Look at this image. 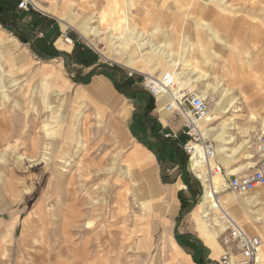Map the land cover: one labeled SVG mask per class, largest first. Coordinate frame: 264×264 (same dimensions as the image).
Wrapping results in <instances>:
<instances>
[{
    "label": "rangeland",
    "instance_id": "1",
    "mask_svg": "<svg viewBox=\"0 0 264 264\" xmlns=\"http://www.w3.org/2000/svg\"><path fill=\"white\" fill-rule=\"evenodd\" d=\"M16 1L17 11L12 0L3 2L8 27L0 24V264H56L59 257L64 264H99L102 251L110 264H174L163 246L165 228L174 241L178 231L195 233V223L188 215L176 225L170 222L177 197L160 175L171 168L182 177L191 173L199 183L201 203L206 176L198 179L189 162L207 174L208 168L204 158L195 164L182 147L187 140L183 117L171 114L163 121L156 99L143 87L144 76L159 74L157 63L149 64L151 73L138 72L133 69L142 61L130 69L121 56L126 60L137 54V59L150 51L162 56L176 74L169 92L185 108L188 94L198 90H205L208 99L221 97L223 105L231 101L211 123H224L231 139L227 150L211 158L209 168H214L212 162L221 164L219 174L212 173L215 191L222 187L218 198L248 197L224 186L230 168L249 170L257 158L256 139L264 121V0H34L48 9L45 12L27 0L22 14ZM41 12L54 17L46 32L45 22L34 27V15ZM83 29H91L93 46ZM55 31L58 35L52 37ZM19 33L31 36L32 42H21ZM58 39L69 48L60 47ZM7 45L16 49L9 51ZM104 50L115 59L102 56ZM20 52H25V60ZM96 78L108 82L127 112L91 90ZM139 132L144 134L137 137ZM172 132L176 140L164 135ZM204 137L217 144L211 134ZM136 139L149 148L150 164L135 163L130 156ZM235 147L232 156L227 155ZM98 164L104 176L85 181ZM126 165L130 169L120 171ZM155 185L164 192L170 189L172 196L160 197ZM74 188L75 196L93 209L79 227L90 233H79L72 219H65L66 193ZM192 189L194 185L187 191ZM251 208L263 213L247 215L240 206H231L228 214L261 236L264 264V201ZM212 215L209 211L207 224L221 241L225 232L217 219L210 221ZM68 229L73 244L65 241ZM88 234L89 253L84 248ZM188 260L182 264H198Z\"/></svg>",
    "mask_w": 264,
    "mask_h": 264
},
{
    "label": "crops",
    "instance_id": "2",
    "mask_svg": "<svg viewBox=\"0 0 264 264\" xmlns=\"http://www.w3.org/2000/svg\"><path fill=\"white\" fill-rule=\"evenodd\" d=\"M8 1L9 0H4V1L1 0L2 4H3V2H8ZM31 1L38 10H41L44 12L48 10L47 8H43V6L40 5L39 3H37L36 1H34V0H31ZM16 3H17L16 0H12V5L15 8L17 5ZM14 10L17 11V8ZM18 10H19V8H18ZM22 10L23 9H20L17 13L18 14L24 13ZM42 14L45 15L42 12L41 13H35L34 18H33L34 22H35L34 27L35 26L37 27V25H39V23H41V22H43V23L45 22V24L47 26L44 30L46 32L50 27H52L54 25L55 21L53 20V18H54L53 16L52 17L48 16L49 17L48 18V17L43 16ZM3 15H4V13H3ZM59 19L66 26H69L67 21L63 20L62 16ZM69 20L71 22H74V20H71V19H69ZM119 23H120V21H119ZM28 25H30V23ZM58 32L59 31H55V33L52 34V37H56L58 35ZM82 32H83L84 38L86 39L87 43L90 44L91 46H93V44L91 43V41L88 38V35L91 32V29H88V30L83 29ZM110 36H115V35L110 34ZM24 38L27 39V41L23 42V43H30L33 40V38L31 36H27V35L24 36ZM46 38H49V37L47 36ZM115 38H117V36H115ZM58 45L60 47L69 48V46L65 45L63 42H61L60 39H58ZM6 48L9 51L15 50L16 45L15 46L14 45L13 46L7 45ZM20 53H22L21 59L25 60V58H24L25 52H24V54H23V52H20ZM102 53L100 52V54H102V56H104L107 59H115V57L112 54L110 55V53L105 51V50L102 51ZM137 56H138L137 54H135L133 56L130 55L129 58H127L125 60L124 55H122L120 60L123 62V65L125 67L128 66L127 68H130V69H133L131 67L134 66L137 62L142 61V63L138 67H136V69H133V70H136L138 72H142V71L146 70L149 73H151V71L154 69V68H152V65H149V64L156 62L157 65L160 67V72L157 75V77L160 76V74L165 70L170 69V70L174 71L172 68L169 67L171 64L165 63V60L163 59V57L156 54L155 52L150 51L148 53L141 54L140 58L136 59ZM103 79L104 78L94 79L90 85L91 90L96 95H98L99 97L106 99L109 102H111V104L113 105L114 108H116V109L121 108L124 113L127 112V107L124 106L123 102L115 96V94L113 93L108 82H106ZM197 92L206 95L205 90H198ZM224 92L225 91H222L221 95H223ZM209 99H211L210 102L212 103V107H213V109L210 110L211 121L210 122H201L200 129L203 132V136H205L206 134H211L214 138H216L217 144L215 143L213 145L212 142H209V143H211V145L213 147L214 157H215L217 155L218 151H224V150L228 149V147L226 146V143L229 142L231 137H229L226 134V132L223 131L224 123H219L218 125H212L211 123L213 120L218 118L217 111L218 112H225L227 110V108L229 107V105L231 104V101L228 102V104L223 105V100L221 99V97H216V98L211 97ZM156 101H157V111L159 112L160 116L162 117V120L166 121L167 118L171 115L170 112L165 108V104L169 101V97L167 95H162V96H159L156 99ZM262 123H264V121ZM139 133L140 134H138L137 137L144 134V132H139ZM236 148L237 147L232 148L231 151H229V153H227V155H229L231 152L230 156H232V151L236 150ZM208 149H210V148L208 147ZM148 153H151L149 148H147L143 144V142H141L139 139H136L135 146L132 148V150L130 152V156L133 158H136V160H138V161H134V162L138 163V164H150L151 163V157L149 156ZM152 155L154 156L155 160L157 161L155 154H152ZM214 157L212 158V160L214 159ZM117 158H118V154L115 157V159L117 160ZM114 162H115V165L117 166V164H118L117 161H114ZM99 163H100V161H99ZM189 164H190L191 168L193 169V171L195 172L196 175H198L201 178H204L205 176H207V173H204L205 171H204V169H202V167L195 166V165L193 166L190 162H189ZM99 165L100 164H98L96 166V169H95L93 175L90 174L88 176V178L85 179V181L89 180V179H91V180L95 179L96 180V179H99L102 176H104V174L102 172L103 169H101V167H99ZM250 165H251V163H250ZM128 166L126 165V166L120 167V171L123 170V171L127 172L130 169ZM212 166L213 167H220V169H221L220 163H215L213 165V162H212ZM150 167H148V169ZM150 169L147 170L148 175H150L152 173ZM213 169L214 168H212V170H211L212 173L219 174L218 171H216V170L213 171ZM174 170H175V168H171V170L169 172H165V171H168L167 169H165V171H163L164 173H162V175H160L161 181L163 183H165V185L171 186L173 189H175L174 191H175V195L177 197L175 204H174L175 207H172L170 209L169 214L172 216V220L170 222L173 223V225H176L177 222L181 221L184 216L188 215L189 219L193 220L195 223L194 230H195L196 234L192 231H189V230L178 231V240L174 239V241H173L170 233L167 232V227H166L164 230V245L163 246L165 248H168V251H170V254L167 255V259L171 263L175 262L174 264L188 263L189 258L191 260H193V258H194L198 264H214L215 260H217L216 262L219 261V258L221 255V254H219V250L222 249V251H223V246H222L221 241L219 240V238H220L219 235L216 236V233L213 231L214 227H209L208 224L204 226L202 224L203 223L202 221H199L197 223V221L194 218L195 217L194 216V210H195L196 206L198 204H200V201H201V199H200V201H197V197L200 196L199 183L197 181H195V179H193L191 173L182 177L180 172H177L176 170H175L176 171L175 172ZM236 170H237V168H230L225 175L226 180L228 179V177L230 175L241 172V171L236 172ZM116 181H118V180L116 179ZM193 185L195 186L196 189L195 190L192 189V190L187 191V189H190L191 186H193ZM217 188H218V191L220 189H222L221 186H218ZM76 189L74 188L73 191H71V192L67 191V193H66V194H68V195H66V198L68 199V204L65 207V210L67 213V215L65 216V219H72L73 224H74L73 226L75 227V229H78L79 233H81L82 231H86V232L90 233V232H92L91 229H89L87 227L85 228V226H84L83 230H79V227H82L81 224L83 222H85L84 221L85 219L89 218L91 210H93V209L90 210L89 207H85L86 199L77 198L75 196V193L77 192ZM154 189H155V193L157 195H159L160 197H163V196L164 197H171L172 196V191L170 189H168V191L164 192L159 187H157V185H155ZM217 192H215L214 194L216 195ZM62 198H64V197H62ZM216 199L223 206V208L227 211V213L231 214V212H230L231 206H236V207L240 206L241 209L243 211H245L247 215H251L254 212H258L259 214H261V213H263V211H261L260 208H257L256 210L253 211L251 207L256 202L264 201V186L259 188V189H254L253 191H251L249 193L248 197H238V198H234V199H227V198H218L216 196ZM119 211H120L119 209L117 211H115V209H114V212L116 214H119L120 213ZM87 224L88 225L91 224L90 221H88ZM103 224L104 225L102 226V229L104 231H108L109 226L106 223H103ZM149 225L151 226V224H149ZM152 226H153V223H152ZM242 227L245 229V231L248 234L256 235V234L249 233L246 230V228L244 227V225H242ZM223 230H221V231L223 232ZM75 232H76V230H75ZM167 233H168V235H167ZM169 235H170V238H169ZM172 235H174V231H173ZM71 236L72 235L70 233V229H68V231L65 232V235H64V237H66L65 241H67L70 244H73ZM88 236H89V234H88ZM258 236H260V235H258ZM260 238H261V236H260ZM51 246H52L51 243L47 244V248L49 251L51 250ZM101 247H102V245H101ZM84 248H85V251L87 253H89V251H90V236H89V238H85ZM74 252H75V250H74ZM103 253L104 252L102 251L101 254L97 256L98 258L96 259V261H98L99 264H110V262L106 261V257L104 256ZM262 255L263 254H262L261 249H260L259 254H258V264H262V262H261ZM56 264H64V259L59 257L57 259ZM116 264H126V263L124 261L120 260Z\"/></svg>",
    "mask_w": 264,
    "mask_h": 264
},
{
    "label": "built area",
    "instance_id": "3",
    "mask_svg": "<svg viewBox=\"0 0 264 264\" xmlns=\"http://www.w3.org/2000/svg\"><path fill=\"white\" fill-rule=\"evenodd\" d=\"M28 5L27 0H20L18 8L24 9ZM64 41L71 43L69 37H64ZM134 74L133 71L128 73L129 76ZM144 89L155 99L160 95L167 93L174 84V77L169 74L163 75L161 78L155 76H144ZM187 108L182 103L179 106L183 109L186 116L181 110L174 109L173 115L183 117V135L186 141L183 149L190 154L192 143L201 144L210 148L209 158L214 157V150L207 139L198 133V121L204 118L209 112V101L206 97L191 92L186 98ZM168 108L171 107L168 105ZM186 110V111H185ZM173 140L178 138L176 132L164 134ZM257 158L249 166V170L232 174L225 181L224 188L228 191L235 192L239 195H245L264 185V123L257 134L256 139ZM191 157V155H190ZM190 165V164H189ZM220 172V167H214L213 171ZM193 174L199 179L195 172ZM224 235L221 237L223 251L220 255L219 264H258V254L262 246V240L258 235H250L245 229L239 225L231 216L223 218Z\"/></svg>",
    "mask_w": 264,
    "mask_h": 264
},
{
    "label": "bare ground",
    "instance_id": "4",
    "mask_svg": "<svg viewBox=\"0 0 264 264\" xmlns=\"http://www.w3.org/2000/svg\"><path fill=\"white\" fill-rule=\"evenodd\" d=\"M165 74H169L172 77L175 76V72L168 69V70L163 71L160 74V76H158V78H161ZM197 94L201 95L203 97H206L208 99L207 95H204V94H201L198 92H197ZM162 95H167L169 97V101L165 104V108L170 112V114H172L174 109H179V110H181L183 115L186 116L183 109L179 106V101L177 100V96L175 94L168 91L167 93L160 94L159 96H162ZM208 101L210 102L209 99H208ZM168 105L171 107L170 109L168 108ZM210 121H211L210 111L207 113V115L204 118H202L198 121V133L201 136H203V132L200 129L201 122H210ZM210 151L211 150L208 149V147H205L201 144L192 143V149L190 150V155H191L190 158L193 159L195 164H197L199 162L198 158H201V159L204 158L206 165H207V168H208V174L204 180V182H206L205 187H204V196H203L202 202L196 206V208L194 210V216H195V220L197 221V223L199 221H202L203 222L202 224L205 226V225H207V220H208L207 218L209 215V211H211V214H213V215H212V219L210 221L212 223H215V221L217 219L218 223L221 225L222 230H223L224 229L223 218L227 215L229 216V214L226 212V210L223 208V206L217 201L216 195L214 194L216 192L215 191L216 186L213 182V175H212V172L209 168L211 158L208 157V154L210 153ZM190 168H191V166H190ZM213 201L215 202L214 206L212 205ZM214 209L217 210V213H216V210H214ZM216 214H217V216H216ZM223 232H224V230H223Z\"/></svg>",
    "mask_w": 264,
    "mask_h": 264
},
{
    "label": "trees",
    "instance_id": "5",
    "mask_svg": "<svg viewBox=\"0 0 264 264\" xmlns=\"http://www.w3.org/2000/svg\"><path fill=\"white\" fill-rule=\"evenodd\" d=\"M3 6L4 5L2 4V2H0V24L3 25V26H5V27H8L7 24H6L8 22V20L3 15V12H4ZM17 37L19 38V40L21 42H26L27 41V39H25L24 36L20 35V33L17 35ZM36 55L37 56H41L38 53ZM113 84H114V86H115L116 89L121 90V88L118 87V84H116L115 82H113Z\"/></svg>",
    "mask_w": 264,
    "mask_h": 264
}]
</instances>
